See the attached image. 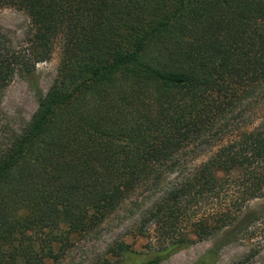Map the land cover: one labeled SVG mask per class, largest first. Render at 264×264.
I'll use <instances>...</instances> for the list:
<instances>
[{
	"label": "trees",
	"instance_id": "1",
	"mask_svg": "<svg viewBox=\"0 0 264 264\" xmlns=\"http://www.w3.org/2000/svg\"><path fill=\"white\" fill-rule=\"evenodd\" d=\"M31 20L27 50L0 29V105L17 75L63 57L20 133L0 121V264H49L139 189L207 160L168 188L112 264H162L237 236L264 199V0H0ZM193 149V150H195ZM205 152V151H203ZM202 152V153H203ZM225 197L182 225L189 208ZM250 219V217L248 218ZM210 250L198 264H216Z\"/></svg>",
	"mask_w": 264,
	"mask_h": 264
},
{
	"label": "rangeland",
	"instance_id": "2",
	"mask_svg": "<svg viewBox=\"0 0 264 264\" xmlns=\"http://www.w3.org/2000/svg\"><path fill=\"white\" fill-rule=\"evenodd\" d=\"M0 29L15 49L27 50L31 20L25 12L15 8L1 9ZM62 48V41H57L49 61L37 65L32 76L17 75L6 90L0 105V121L9 133H20L36 114L38 99L35 88L46 94L55 84L63 57ZM193 149L191 147L180 155L179 172L169 180L161 185L139 189L101 227L76 240L70 248L65 249L59 261L49 264H112L111 249L122 242L135 243V248L140 250V245L146 243L140 241V226L149 211L168 188L182 182L207 160L209 152L205 147ZM224 199L222 196L190 207L182 229L189 230L193 221L215 213ZM241 220L247 221L237 236L224 240V235L219 234L199 241L162 264H198L212 249L218 251L216 264H264V199L247 204Z\"/></svg>",
	"mask_w": 264,
	"mask_h": 264
}]
</instances>
